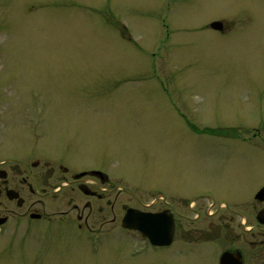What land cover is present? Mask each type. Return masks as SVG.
Listing matches in <instances>:
<instances>
[{
    "label": "rangeland",
    "instance_id": "obj_1",
    "mask_svg": "<svg viewBox=\"0 0 264 264\" xmlns=\"http://www.w3.org/2000/svg\"><path fill=\"white\" fill-rule=\"evenodd\" d=\"M262 105L264 0H0V161L103 166L116 209L158 191L245 193L230 152L245 146L228 139ZM73 227L1 230L0 264H215L117 223L91 251Z\"/></svg>",
    "mask_w": 264,
    "mask_h": 264
},
{
    "label": "flooded vegetation",
    "instance_id": "obj_2",
    "mask_svg": "<svg viewBox=\"0 0 264 264\" xmlns=\"http://www.w3.org/2000/svg\"><path fill=\"white\" fill-rule=\"evenodd\" d=\"M172 103L175 104V101ZM262 108L264 105L254 109L255 115L247 120V137L239 139L240 135L235 134L232 139H228L232 144L237 139L242 142H237L238 147L242 144L246 147L239 151L236 148L230 150L236 153H231L236 163L233 171L235 182L245 185L246 192L224 194L220 187L211 188V192L201 191V194L176 193L168 189L167 192L158 191L150 205L144 204L137 208L152 213L162 212L173 222L171 244L153 248L171 247L184 253L210 250L215 253V264H218L224 252L230 253L233 259L240 255L241 264H264ZM172 109L176 113L175 105ZM187 112L186 109L180 112L183 119ZM232 121L235 123V119ZM7 161L13 160L0 161V231H15L32 223L42 226L57 221L69 223L74 226L75 232L85 236L84 240L88 243L85 245L77 240L80 242L78 247L91 251L99 248L98 243L104 245L111 225L115 223L122 232H132L122 228L121 223L126 210L132 206L123 202L116 212L118 197L115 194L114 200H110L112 180L103 166L86 164L77 168V165L51 164L46 160L40 162L39 159ZM117 188L119 193L123 191L126 194V190H121L119 186ZM199 198L208 202L203 213L208 220L204 221L203 227L198 226L202 220L201 213L192 208ZM214 206L215 211H211ZM203 264H212V260Z\"/></svg>",
    "mask_w": 264,
    "mask_h": 264
},
{
    "label": "water",
    "instance_id": "obj_3",
    "mask_svg": "<svg viewBox=\"0 0 264 264\" xmlns=\"http://www.w3.org/2000/svg\"><path fill=\"white\" fill-rule=\"evenodd\" d=\"M210 28L222 30L221 21H213ZM123 226L129 229L138 230L141 236L147 237L152 245H168L172 241L173 225L172 220L163 213L152 214L144 213L135 209H128L122 219ZM234 262L229 253H223L219 264H239L240 255Z\"/></svg>",
    "mask_w": 264,
    "mask_h": 264
}]
</instances>
